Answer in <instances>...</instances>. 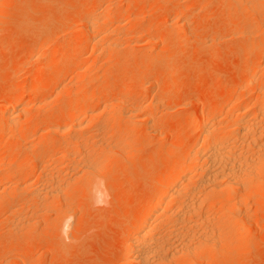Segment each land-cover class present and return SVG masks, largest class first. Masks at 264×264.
<instances>
[{"label": "rangeland", "instance_id": "374dc122", "mask_svg": "<svg viewBox=\"0 0 264 264\" xmlns=\"http://www.w3.org/2000/svg\"><path fill=\"white\" fill-rule=\"evenodd\" d=\"M240 1L0 0V117L13 96H24L27 101L24 113H15L20 129H0V162H4L0 168V190L9 191L0 193V264H125L126 240L135 230L137 219L147 214L151 193L160 188L157 184L160 176L185 159L195 145L198 134L194 132L193 118L204 112L213 114L216 107H224L214 120L218 127L214 132L221 135V129L238 123L247 111L251 113L263 107L264 101L257 97L264 86V47L261 50L255 47L264 41V0ZM108 5L115 10L105 15ZM85 8H90L92 13L85 14ZM88 17L99 18L96 23L102 30L98 37L104 38L96 45L100 50L94 48L95 43L85 48V41L91 36L84 26ZM103 28L111 29L109 36ZM105 41L109 44L119 41V46L113 53H105L103 47L108 44ZM37 47H41V52ZM52 51H58L61 58L56 69L38 76L37 68L50 62ZM258 64L260 70L250 74V68ZM73 71L76 72L71 76ZM85 77L90 79L83 85ZM36 80L48 89L30 98L27 91ZM248 81L252 82L251 87L244 90L242 84ZM124 87L129 89L127 94ZM79 89L89 94L97 90L99 95L96 91L93 97L75 101V106L98 109L111 100L125 106L116 108L117 112L106 106L109 116L116 115L113 122L98 115L83 119L80 131L45 132L47 126L63 115V108L75 100L73 93ZM232 100L238 101L242 108L230 109L228 104ZM261 117L258 120L262 124ZM263 135L258 139L264 141ZM89 137L95 141L84 144ZM76 141L84 145L82 151H73L76 154L73 153L72 160L56 155L63 151V146L67 150L75 147L70 144ZM103 146L108 147L104 152ZM88 160L97 164L96 171L83 170ZM199 172L190 177L189 186H197L195 182L203 176ZM92 177L104 185V197L100 200L91 187ZM55 178L62 182L57 183ZM261 181L260 185L250 183V187L242 190L241 187L222 190L212 195L215 198L211 202H201L198 213L204 216L202 209L209 214L217 213L218 220L198 229L202 233L215 231L216 238L222 236L215 241L219 248L207 243L209 247H206L197 235L193 242L199 241L198 249L202 250L194 251V248L196 257L189 254L185 260L186 256L182 255L169 263L183 264L190 257L192 264H264V182ZM52 182L65 184L60 186L67 188L66 191L56 197L45 195ZM194 186L191 188L195 189ZM39 188L43 192L40 199L31 200L29 195ZM244 194L248 196L242 200ZM214 199L219 204L225 201L223 205H215ZM170 202L172 206L168 202L167 210L174 207V202ZM226 203L236 210V213L230 210L234 213L228 216L232 220L218 213L224 205L229 208ZM171 208L170 213L174 211ZM195 216L198 218L199 214ZM66 217L73 221L71 227H65ZM238 224L244 230L238 231ZM210 248L214 249L212 254Z\"/></svg>", "mask_w": 264, "mask_h": 264}, {"label": "bare ground", "instance_id": "6f19581e", "mask_svg": "<svg viewBox=\"0 0 264 264\" xmlns=\"http://www.w3.org/2000/svg\"><path fill=\"white\" fill-rule=\"evenodd\" d=\"M242 1V0H241ZM240 1V2H241ZM2 2V1H1ZM0 2V5H1ZM236 2V0H235ZM234 2V3H235ZM244 2V1H243ZM239 3V2H238ZM106 4V3H105ZM237 4V3H236ZM244 4V3H243ZM238 5V4H237ZM126 6V5H125ZM116 7V6H115ZM244 7V6H243ZM256 9V8H255ZM105 11L103 12L105 15L110 14L112 12H114V8L112 6H109L104 9ZM124 10V9H123ZM249 10V9H248ZM254 10V9H253ZM84 13L87 15H90L92 13L90 8H85L84 9ZM102 13V12H101ZM100 13V14H101ZM102 15V14H101ZM100 15V16H101ZM98 16V17H100ZM103 16V15H102ZM193 16V15H192ZM94 17V15H93ZM92 17V18H93ZM98 17H95V20L89 18L87 21V24H85L84 26L87 27V29L85 30H89L91 32V36L90 38H88L85 42H86V47H89L91 43H95L94 48H96L97 50L100 48L96 47V45L98 46L99 43H101L99 40H101L98 37V34H100V31L102 30L101 27L97 26L96 19ZM87 18V16H86ZM107 18V17H105ZM130 19V18H129ZM145 19V18H144ZM99 20V18H98ZM102 20V19H101ZM107 20V19H106ZM95 21V22H94ZM110 21V20H109ZM190 21V20H189ZM113 22V21H112ZM117 22V21H116ZM172 22V21H171ZM187 22V21H186ZM191 22V21H190ZM114 23V22H113ZM138 23V22H137ZM184 23V22H183ZM192 23V22H191ZM121 24V23H120ZM174 24V23H173ZM99 25V24H98ZM100 26V25H99ZM84 27V28H85ZM181 27V26H180ZM110 31H109V30ZM103 30H105V28H103ZM106 36H109V33L111 32L110 28H106V30L104 31ZM103 32V33H104ZM114 32V31H113ZM119 32V31H118ZM254 32V31H253ZM88 33V32H87ZM249 34V33H248ZM86 35V34H85ZM101 35H104L101 33ZM120 35V34H119ZM104 37V36H103ZM99 38V39H98ZM107 38V37H106ZM105 38V40H106ZM113 38V37H112ZM186 38V37H185ZM84 39V38H83ZM104 39V38H103ZM102 39V42H103ZM108 41V39H107ZM105 41V42H107ZM110 42V41H108ZM107 42V43H108ZM78 43V42H77ZM119 43V41H115L114 43H108L107 46L103 47V52L105 53H111L112 51L116 50V47H118L119 45L117 44ZM123 43V42H122ZM151 43V42H150ZM158 44V43H157ZM100 45V44H99ZM105 45V44H104ZM73 46L72 44L70 45V47ZM92 46V45H91ZM264 47V41L260 44L257 45V47H255L256 49L261 50ZM38 48V47H37ZM41 48V47H40ZM39 49V51L41 52V50ZM121 48V47H120ZM83 50V49H82ZM100 50V49H99ZM255 50V49H254ZM87 51V50H86ZM102 51V50H101ZM46 52V51H45ZM44 53V52H43ZM99 53V52H98ZM102 53V52H101ZM113 53V52H112ZM100 54V53H99ZM149 55V54H148ZM50 56V62L42 64V66H39L37 68V75H41L43 73H47V72H54V70L57 67L58 61L59 59V53L58 51H52L51 53H49ZM102 56V55H101ZM79 57V56H78ZM81 58V57H80ZM62 60H65V57L63 56ZM69 60V59H68ZM71 60V59H70ZM85 61V60H84ZM262 61V60H261ZM89 62V61H88ZM105 62V61H104ZM83 63V61H82ZM261 63V62H260ZM98 65V64H97ZM263 66V65H262ZM36 68V67H35ZM261 68V64L258 65H254L250 68V74H256ZM75 69V68H74ZM103 71V70H102ZM76 71L71 72V76H73L72 74H75ZM90 79V77H85L82 79V84H88V80ZM81 81V80H80ZM135 81V80H134ZM255 82V81H254ZM260 82V81H259ZM150 83V82H149ZM252 82L248 81L245 84H242V88L244 90H248L251 87ZM155 85V84H154ZM255 85V84H254ZM60 88V87H59ZM29 91H27L29 93V97H34L38 92L40 91H46L48 89V87L46 85H43L40 80H36L34 82H32V84L30 85V87L28 88ZM67 89V88H65ZM261 92L259 93L257 99L261 100L262 102L264 101V86L260 87ZM64 90V89H63ZM62 90V91H63ZM128 88L124 87L123 92H128ZM61 91V92H62ZM97 91V90H96ZM96 91L92 92V93H86L83 89H79L77 90L75 93H73L75 95V100H72L70 103H68L64 108H63V115L57 119L56 123L47 126V128H45L43 125V127L46 129L45 132H51V133H57V134H64L66 132H68V130H79L81 129V127L83 126V119L87 118V117H97L99 116H103L104 120L105 118H107L109 121L108 122H113L116 119V115H108V113L106 112L109 109H106L107 107L113 108L116 111L121 106H123V103L118 102L117 100H111L109 103H107V107L104 105H100L98 109H92L88 106H80V105H76L73 104L75 101H79V100H83V99H88L90 97H93L96 95ZM60 92V90H59ZM58 92V93H59ZM18 93V92H17ZM16 93V94H17ZM168 93V92H167ZM97 94L99 95L98 91ZM15 95V94H14ZM72 95V94H70ZM72 95V96H74ZM64 96V95H63ZM24 97V96H23ZM22 96L20 95H16L13 96L12 98H10V100L8 101V103L6 104V106H4V115L2 114V118L0 119V129L3 128L4 130L6 129L7 131H17L20 129V124H19V118H17V116L15 115L16 112L20 111V114L22 115V113H24L23 111L26 110L25 108L26 106V100L23 99ZM46 100V98H45ZM34 101V100H33ZM43 101V100H42ZM154 101V99H153ZM160 101V100H159ZM259 101V102H261ZM139 102V101H138ZM258 102V103H259ZM264 103V102H263ZM43 104V103H42ZM128 104V103H127ZM230 104V105H229ZM228 104V107L232 110H238L240 108H242V105L238 104V101L236 100H232L230 101ZM29 106V105H28ZM125 106V105H124ZM250 106V105H249ZM262 107V106H260ZM264 107V104H263ZM263 107L260 110H257L254 112L252 110V112L250 113L249 111H247V113H245V116L242 115V117L244 119H238V123L236 121V124L234 123L235 121H233V125H230L229 127H226L224 129H221V135L218 132H214L216 128L215 125L217 122H215L214 124V120H217L218 115L221 114V112L224 110V107L220 108V107H216L213 111V114H209L206 115L205 112L201 113L202 116L197 117V118H193L194 121H192V123L194 122V132L198 134L197 140L195 142V145L193 146V148L188 152V155L186 154L185 159H183L182 161L176 162L172 168V170L170 172H164L160 178H159V183L157 182V184L160 185V188L155 192L151 193L152 191H150L151 195H153L151 197V203L149 205V209L147 211V214L144 216H141L140 218L137 219V221L134 224V231L133 233H131L128 238L127 243H126V252H125V256H124V261L125 264H133L135 262H137V264H168L169 262L174 261L175 258H177L178 256H186L185 260H187V256L189 254H193V258L196 257L194 256L196 252H193L194 248L196 250H202V249H198V247H200L201 243L205 242V246L206 243L207 245L211 246L212 244H214V246L217 248H219V245L217 244V240L219 237L223 238L222 236H219L218 238H216L218 235L214 236L215 231L214 232H210L207 233V231H205L206 233H202L199 231V226H203V225H207L208 223H213L215 219H217L216 214L211 213L209 214V211H206L202 209V212H207L206 214L203 213L204 216H202V213H198L201 212V210H199V205L203 204L201 202H211L212 198H215L213 196H215L214 194H217L219 192H221L222 190L225 191V189H235V188H240L242 190L243 188H248L251 186V184L255 183L259 184V182L262 183L261 180H263L264 182V141H262L263 139H258V137L260 138V136H262L264 133L261 134L262 131H264V123L261 124V119L260 121L259 116H262L264 118V109ZM123 108V107H122ZM121 108V110H123ZM228 108V109H229ZM255 108V107H254ZM37 109V108H36ZM128 109V108H127ZM134 109H131V111ZM129 111V110H128ZM150 111V110H149ZM1 112V111H0ZM117 112V111H116ZM155 112V111H154ZM34 113V112H33ZM37 113V112H36ZM129 113V112H127ZM131 114V113H130ZM133 114V113H132ZM205 114V115H204ZM237 114V113H236ZM19 115V113L17 114ZM150 115V114H149ZM214 115V116H213ZM34 116V115H33ZM98 116V117H99ZM153 116V115H152ZM216 116V117H215ZM27 117V116H26ZM136 119L137 117L139 118V116H137L135 114L134 116ZM148 117V116H147ZM261 117V118H262ZM131 118V117H130ZM151 119V118H149ZM234 119V118H233ZM98 120V119H97ZM23 121V120H22ZM131 121V120H128ZM149 121V120H148ZM257 121H259V124L257 126ZM264 121V119H262V122ZM145 122V121H144ZM220 122V121H218ZM87 123V122H86ZM137 123V122H136ZM139 123V122H138ZM150 123V122H149ZM191 123V124H192ZM85 124V122H84ZM88 124V123H87ZM130 124V123H129ZM229 124V123H228ZM261 124V125H260ZM86 125V124H85ZM128 125V124H127ZM219 125V123H218ZM260 125V126H259ZM144 126V125H143ZM222 126V125H221ZM85 127V126H84ZM83 127V128H84ZM101 127V126H100ZM133 127V126H132ZM220 127V125H219ZM223 128V127H222ZM105 129V128H104ZM103 129V130H104ZM135 129V128H134ZM263 129V130H262ZM100 131H102L101 129H99ZM80 131V130H79ZM115 131V130H114ZM218 131V130H216ZM5 132V131H4ZM44 132V133H45ZM132 132V131H131ZM7 133V132H6ZM13 133V132H12ZM90 133V132H89ZM106 132H104L105 134ZM20 134V133H19ZM13 135V134H12ZM17 135V134H16ZM48 135V134H47ZM96 135V134H95ZM113 135V134H112ZM137 135V134H136ZM141 135V134H140ZM259 135V136H258ZM65 136V135H64ZM79 136V135H78ZM264 136V135H263ZM76 137V136H75ZM109 137V136H108ZM2 138V137H1ZM49 138V137H48ZM263 138V137H261ZM47 139V138H46ZM45 139V141H46ZM78 139V138H77ZM85 139V138H84ZM93 138L89 137L86 138V143L84 142V144H89L91 143V140ZM73 140V139H72ZM84 140V141H85ZM95 141V139H93ZM102 140V139H101ZM75 141V140H74ZM93 141V142H94ZM131 141V140H130ZM66 142V141H65ZM106 142V141H105ZM104 142V143H105ZM108 142V141H107ZM76 144H70V145H74L75 147H72L71 149L69 148L67 150L66 146H63L66 148H63V151L61 153H58L56 155H59L58 157H61L62 159H71L72 160V155H73V151L76 152V150L82 151L83 149V145L84 144H80L78 143V141L75 142ZM78 143V145H77ZM83 143V142H82ZM67 146H69V144L67 143ZM89 146V145H88ZM97 146V145H96ZM110 146V145H109ZM71 147V146H70ZM104 147V148H103ZM103 151L105 150V147L103 146ZM100 150V149H99ZM86 151V150H85ZM109 151V150H108ZM111 151V150H110ZM56 152V151H55ZM98 152V151H97ZM101 151H99L100 153ZM112 152V151H111ZM1 153V152H0ZM107 153V152H106ZM76 153H74L75 155ZM87 154V153H85ZM90 154V153H89ZM98 154V153H97ZM88 155V154H87ZM92 155V154H90ZM100 155V154H98ZM97 155V156H98ZM122 155V154H120ZM123 156V155H122ZM110 157V156H109ZM4 158V157H3ZM46 158V157H44ZM86 158V157H85ZM91 158V157H90ZM126 158V157H125ZM88 159V157H87ZM95 160V159H94ZM123 160V159H121ZM43 161V160H42ZM46 161V160H45ZM44 161V162H45ZM86 161V160H85ZM84 161V162H85ZM92 161V160H90ZM88 160V162L85 164L84 163V169L88 171V169H91V171H96V167L94 163H89L90 162ZM106 161V160H105ZM43 162V163H44ZM4 163V162H3ZM0 162V168H2V166L4 167V164ZM7 163V162H6ZM29 163V162H28ZM68 163V162H67ZM101 163V162H100ZM73 164V163H72ZM94 164V165H93ZM102 165V163H101ZM44 166V165H43ZM55 166V165H54ZM81 166V165H80ZM92 166L94 169H92ZM99 166V165H98ZM26 167V166H24ZM45 167V166H44ZM74 167V166H73ZM29 168V167H28ZM46 168V167H45ZM168 168V167H167ZM44 169V168H43ZM78 169V168H77ZM6 170V169H5ZM27 170V169H26ZM75 170V169H74ZM199 170H201V172H199ZM86 171V172H87ZM203 171V172H202ZM45 172V171H44ZM54 172V171H53ZM58 172V171H57ZM83 172V171H82ZM99 172V171H98ZM196 172H199L201 174H203V176H199L201 178V180L195 184H197V186H194L193 184L189 186V179L192 175H194ZM263 172V173H262ZM46 173V172H45ZM89 174V173H88ZM92 173H90L91 175ZM94 174V173H93ZM197 174V173H196ZM14 175V173H13ZM263 175V176H262ZM52 176V175H51ZM64 176V175H63ZM88 176V175H87ZM96 176V175H95ZM44 177V176H43ZM69 177V176H68ZM85 177V176H84ZM91 177V176H90ZM89 177V178H90ZM30 178V177H29ZM82 178V177H80ZM94 178V177H92ZM91 178V179H92ZM54 179V178H53ZM83 179V178H82ZM89 180L90 182L92 180ZM192 179V178H191ZM43 180V179H42ZM49 180V178H48ZM52 180V178H51ZM57 183H59V181L62 182V180L56 179ZM65 180V179H64ZM94 181H92L91 183V187L93 188L94 191H96L97 193V200L101 199V196L104 197V194L102 190V187L104 185H102V181L100 179H96V180H100V182L95 181V178L93 179ZM77 181V180H76ZM3 182V181H2ZM49 182V181H48ZM56 182V181H55ZM192 183V180L190 181ZM57 183H55L53 185V182L51 183L53 186L46 188L47 190V194L48 196H55L60 192L63 193V191H66L67 188L60 186V185H65V184H60L57 185ZM187 183V184H186ZM189 183V184H188ZM194 183V181H193ZM251 183V184H250ZM27 184V183H26ZM76 184V183H75ZM90 184V183H88ZM250 184V185H249ZM24 185V184H23ZM48 185V184H47ZM190 187L185 189V186ZM249 185V186H248ZM255 185V184H254ZM253 185V186H254ZM260 185V184H259ZM258 185V186H259ZM263 185V184H261ZM195 189H192L191 187H193ZM7 187V186H6ZM18 187V186H17ZM21 187V186H20ZM45 187V186H43ZM68 187V185H67ZM71 187V186H70ZM78 187V186H77ZM256 187V186H255ZM254 187V188H255ZM42 188V187H41ZM104 188V187H103ZM253 187L250 188V191ZM258 188V187H257ZM4 189V188H3ZM7 188H5L4 192L6 191ZM25 189V187H24ZM70 189V188H69ZM44 190V189H42ZM45 190V191H46ZM193 190V191H192ZM248 190V189H246ZM244 190L243 192L246 193L247 191ZM8 191V189H7ZM22 191V190H21ZM44 191V192H45ZM222 191V192H224ZM233 191V190H232ZM3 192L0 190V193ZM3 192V193H4ZM9 192V191H8ZM7 192V193H8ZM31 192V191H30ZM228 192V190H227ZM249 192V191H248ZM41 193H43L40 188L39 190H33V192L31 193V195H29V197L31 196V200H39L40 199V195ZM229 193V192H228ZM234 193V192H233ZM236 193V192H235ZM17 194V193H16ZM220 194V193H219ZM213 195V196H212ZM47 196V197H48ZM227 196V195H226ZM235 196V195H234ZM246 196H248V194H244L241 196V199L243 200V198ZM39 197V198H37ZM42 197V196H41ZM60 197V196H59ZM102 197V199H103ZM222 197V196H221ZM49 198V197H48ZM52 198V197H51ZM29 199V198H28ZM54 199V198H53ZM58 199V198H57ZM217 199V198H216ZM228 199V198H227ZM231 199V198H230ZM240 199V201H242ZM250 199V198H249ZM5 200V199H4ZM30 200V201H31ZM62 200V199H61ZM172 200V202H174V207H170L171 210L173 212H169V209L167 210V208L171 205L170 201ZM28 201V200H27ZM29 201V202H30ZM31 201V202H33ZM213 201V200H212ZM216 201V202H215ZM222 201V200H221ZM225 201V200H224ZM223 201V204H224ZM229 201V200H228ZM237 201V200H236ZM36 202V201H35ZM169 202V206L166 207V204ZM231 202V201H230ZM62 203V202H61ZM68 203V202H67ZM222 203V202H221ZM219 204L217 202V200L214 199L213 204L217 205H223V204ZM235 203V202H233ZM239 203V202H238ZM227 204V203H226ZM230 204V203H229ZM232 204V203H231ZM168 205V204H167ZM228 205V204H227ZM172 206V205H171ZM203 206V205H202ZM214 206V205H213ZM232 206V205H231ZM43 207V206H42ZM69 207V206H68ZM212 207V206H211ZM219 209L221 206H218ZM229 208H226V206L224 205L223 208H221V210L218 212L219 215L221 217H225V218H229L228 217L230 215V213L232 211H236L234 209H231L233 207H230L229 205L227 206ZM59 208V207H58ZM174 208V209H173ZM61 209V208H60ZM59 209V210H60ZM69 209V208H68ZM201 209V208H200ZM231 210V212H230ZM13 211V210H12ZM41 211V210H40ZM48 212V211H47ZM200 216H197L198 218H196L195 214ZM236 213V212H235ZM232 215H234V213H231ZM64 215V213H63ZM20 216V215H19ZM66 216V214H65ZM195 216V218H194ZM220 216L218 218H220ZM227 216V217H226ZM236 216V215H235ZM29 218V217H28ZM35 218V217H34ZM67 219L64 220L65 222V227H71L72 222L70 221V219L68 220V218L70 217H66ZM222 218V220H223ZM233 218V217H232ZM72 219V218H71ZM218 220V219H217ZM221 220V218H220ZM234 220V219H233ZM19 221V220H18ZM227 221V220H226ZM223 222V221H222ZM235 222V221H234ZM21 224V222H19ZM38 223V222H37ZM215 223V222H214ZM230 223V222H229ZM239 223V222H238ZM35 223H32V226ZM219 224V223H218ZM234 224V223H233ZM231 222V225H233ZM31 225V224H30ZM38 225V224H36ZM213 225V224H212ZM229 225V224H227ZM236 225V224H235ZM234 225V226H235ZM11 226V225H10ZM17 226V225H16ZM233 226V227H234ZM249 226V225H248ZM210 227V226H209ZM215 227V225H214ZM221 227V226H220ZM240 227L239 224L236 226V228ZM15 228V227H14ZM13 228V229H14ZM26 228V227H25ZM35 228V227H34ZM203 228V227H202ZM243 227L238 228L241 231ZM19 229V228H18ZM17 229V230H18ZM210 229V228H209ZM213 228H211L212 230ZM217 229V228H215ZM24 230V229H23ZM202 230V229H201ZM205 230V227H204ZM227 230V229H226ZM244 230V228H243ZM246 230V229H245ZM31 231V230H30ZM70 231V229H69ZM131 231V232H132ZM221 231V230H220ZM219 231V232H220ZM224 230H222L223 232ZM33 234V231H31ZM30 232V233H31ZM245 232V231H244ZM67 233V232H65ZM69 233V232H68ZM194 237H192L193 235ZM31 234V235H32ZM218 234V233H217ZM199 236V240L201 243H196L194 244L193 242V238L194 241L196 240V236ZM219 235H222L219 233ZM226 236V235H225ZM192 239V240H191ZM198 240V239H197ZM217 241V242H215ZM193 242V243H192ZM215 242V243H214ZM228 242V241H227ZM223 243V242H222ZM242 243V242H241ZM174 244V246H172ZM218 246H216V245ZM239 244V243H238ZM172 247H171V246ZM197 245V246H196ZM197 248H196V247ZM204 244L202 245L201 248H203ZM206 246V247H209ZM213 246V247H214ZM215 248V249H216ZM227 248V247H226ZM229 248V247H228ZM227 248V249H228ZM204 249V248H203ZM212 248H210V253L213 250H211ZM226 249V250H227ZM224 250V249H223ZM221 251V252H226V251ZM197 251V252H198ZM218 251V250H217ZM228 251V250H227ZM207 252V251H206ZM208 253V252H207ZM200 254V252H199ZM212 254V253H211ZM198 255V254H197ZM178 257V258H179ZM198 257V256H197ZM177 258V259H178ZM189 261H185L184 258L182 260L183 264L188 263V264H192L190 262H192V259ZM206 258V257H205ZM212 258V257H211ZM175 259V261L177 260ZM194 260H197V258H195ZM181 261V259H180ZM196 262V261H195ZM202 263V262H201ZM136 264V263H135ZM170 264V263H169ZM174 264V263H172ZM182 264V263H181Z\"/></svg>", "mask_w": 264, "mask_h": 264}]
</instances>
